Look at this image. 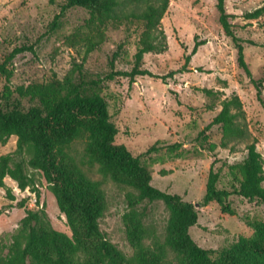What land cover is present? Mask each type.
<instances>
[{"label":"rangeland","instance_id":"374dc122","mask_svg":"<svg viewBox=\"0 0 264 264\" xmlns=\"http://www.w3.org/2000/svg\"><path fill=\"white\" fill-rule=\"evenodd\" d=\"M64 0H0V103L19 104L27 110L33 103L22 96L34 84L75 79H101L109 120L117 130L115 144H123L148 167L151 185L179 195L194 204L197 224L189 230L193 241L207 250L227 248L253 230L248 220L264 219V203L231 195L226 203L234 212L224 213L217 202L202 206L211 166L219 172L218 188L231 190L230 166L243 161L245 143L220 146L223 130L211 125L223 102L234 101L231 113L256 142L264 166V107L257 100L253 80L264 78V12L256 18L245 15L264 6V0H224L225 11L238 37L244 40L247 73L238 65V51L220 23L216 0H168L159 28L164 49L143 56L141 68L150 75L133 82L123 77L106 80L110 62L118 51L114 70L129 71L138 47L141 29L136 24H99L89 12L74 7L61 13ZM247 42H252L251 45ZM264 100V84L262 88ZM16 136L0 143V156L14 154ZM83 139L67 152L83 164L92 180L100 181L105 193V212L99 228L106 239L126 257L133 249L126 240L123 216L129 212L127 197L135 191L104 178L97 167L86 164ZM27 158V157H26ZM34 188L21 191L5 178L0 188V253H7L28 211L44 214L50 226L70 234L66 218L42 175L24 166ZM264 186V183H263ZM8 190L14 196L11 199ZM145 240L150 250L163 246L169 212L161 201L143 202ZM164 247V246H163ZM165 258L176 262L165 248Z\"/></svg>","mask_w":264,"mask_h":264},{"label":"trees","instance_id":"16d2710c","mask_svg":"<svg viewBox=\"0 0 264 264\" xmlns=\"http://www.w3.org/2000/svg\"><path fill=\"white\" fill-rule=\"evenodd\" d=\"M74 7L86 10L92 20L102 25L136 24L141 29L131 69L114 70L117 51L106 80L123 77L133 82L137 77L150 75L141 68L143 56L164 49L165 37L159 24L168 0H64L60 14ZM216 8L224 33L237 48L238 65L249 73L243 55L244 40L235 33L224 0H216ZM263 12L264 6L245 17L256 18ZM5 72V65L0 64V76ZM101 83V79L67 76L62 81L27 87L22 96L29 97L33 105L25 111L7 100L0 103V143L11 136L17 138L15 153L0 156V188L5 187V178H10L21 191L33 189V177L24 172V166L39 172L70 231L69 235L56 231L44 214L28 211L7 253H0V264H264V219H246L252 235L227 248L207 250L193 241L189 230L198 221L196 207L179 195L153 187L148 167L125 145L115 144L117 130L109 120ZM263 84L264 78L253 80L257 100L264 107ZM233 105L240 104L236 99L223 102L211 125H219L223 130L221 147L244 141L247 156L230 166L236 183L231 190L218 188L219 172L211 166L201 202L202 206L217 202L230 215L234 212L226 200L231 195L264 203L263 159L256 142L244 139L245 130L236 121L238 112L231 113ZM79 139L85 143V162L90 168L96 166L104 178L135 191L127 197L130 210L123 216L126 240L133 249L130 257L111 244L99 228L106 208L102 184L92 180L83 170L84 163H77L67 152ZM8 195L14 199L9 190ZM145 201H161L169 212L163 246L175 255V263L166 260L163 246L150 250L145 244L149 237L144 225L145 212L137 210Z\"/></svg>","mask_w":264,"mask_h":264}]
</instances>
